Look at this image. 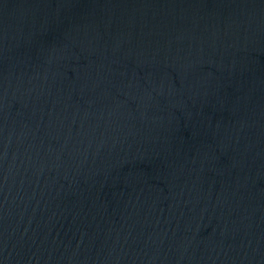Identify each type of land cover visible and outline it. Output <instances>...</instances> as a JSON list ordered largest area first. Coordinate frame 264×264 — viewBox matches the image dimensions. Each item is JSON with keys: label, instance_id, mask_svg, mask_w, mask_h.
I'll use <instances>...</instances> for the list:
<instances>
[{"label": "water", "instance_id": "obj_1", "mask_svg": "<svg viewBox=\"0 0 264 264\" xmlns=\"http://www.w3.org/2000/svg\"><path fill=\"white\" fill-rule=\"evenodd\" d=\"M0 264H264V0H0Z\"/></svg>", "mask_w": 264, "mask_h": 264}]
</instances>
